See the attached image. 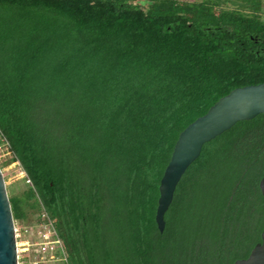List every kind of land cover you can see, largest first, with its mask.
Listing matches in <instances>:
<instances>
[{
	"label": "trees",
	"instance_id": "obj_1",
	"mask_svg": "<svg viewBox=\"0 0 264 264\" xmlns=\"http://www.w3.org/2000/svg\"><path fill=\"white\" fill-rule=\"evenodd\" d=\"M262 0H0V136L68 264H232L260 240L264 114L204 142L163 214L178 133L264 82Z\"/></svg>",
	"mask_w": 264,
	"mask_h": 264
},
{
	"label": "water",
	"instance_id": "obj_2",
	"mask_svg": "<svg viewBox=\"0 0 264 264\" xmlns=\"http://www.w3.org/2000/svg\"><path fill=\"white\" fill-rule=\"evenodd\" d=\"M264 114V82L231 89L219 97L202 115L188 123L177 135L169 159L158 183L154 222L158 231L164 226L163 214L168 208L175 186L187 166L198 156L201 146L230 128L235 122ZM264 197V177L258 181ZM245 258L232 264H264V226ZM0 264H16V248L8 195L0 170Z\"/></svg>",
	"mask_w": 264,
	"mask_h": 264
},
{
	"label": "built area",
	"instance_id": "obj_3",
	"mask_svg": "<svg viewBox=\"0 0 264 264\" xmlns=\"http://www.w3.org/2000/svg\"><path fill=\"white\" fill-rule=\"evenodd\" d=\"M0 146L3 148V155H8L10 162L19 167V176L26 187H31V181L19 162L11 160V151L2 136H0ZM36 198L39 204L36 222L21 227H15L13 223L16 264H46L48 262L68 264L65 247L57 231L55 220L47 212L40 199L37 196ZM18 237H22L19 242H17Z\"/></svg>",
	"mask_w": 264,
	"mask_h": 264
},
{
	"label": "rangeland",
	"instance_id": "obj_4",
	"mask_svg": "<svg viewBox=\"0 0 264 264\" xmlns=\"http://www.w3.org/2000/svg\"><path fill=\"white\" fill-rule=\"evenodd\" d=\"M262 15L264 18V0H262ZM8 155H3V148L0 146V170L5 184V189L8 195L18 194L26 189V185L23 179L19 176V167L14 163L10 162ZM39 208L29 209L26 212V218L24 220H14L15 227H21L25 225H32L36 222L38 217ZM22 237L17 238L19 242ZM46 264H61L60 262H48Z\"/></svg>",
	"mask_w": 264,
	"mask_h": 264
}]
</instances>
